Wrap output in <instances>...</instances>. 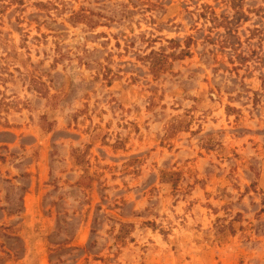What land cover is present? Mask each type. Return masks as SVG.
<instances>
[{
  "label": "rangeland",
  "instance_id": "rangeland-1",
  "mask_svg": "<svg viewBox=\"0 0 264 264\" xmlns=\"http://www.w3.org/2000/svg\"><path fill=\"white\" fill-rule=\"evenodd\" d=\"M0 264H264L263 0H0Z\"/></svg>",
  "mask_w": 264,
  "mask_h": 264
},
{
  "label": "trees",
  "instance_id": "trees-1",
  "mask_svg": "<svg viewBox=\"0 0 264 264\" xmlns=\"http://www.w3.org/2000/svg\"><path fill=\"white\" fill-rule=\"evenodd\" d=\"M11 1V0H10ZM20 2V3H22L23 2V0H12V2ZM263 2H264V0H263ZM212 15H213V13H212ZM214 17H215V14H214ZM81 19L85 22L86 21V24L87 25H89L90 27H92L94 24H92V21L91 20H89V18L86 16V15H82L81 16ZM215 20V19H214ZM96 25V24H95ZM155 57H157L156 56V54H154L153 55V58H155ZM157 60V59H156ZM153 63H154V61H152ZM172 176H175V174H171ZM123 227H126V225H124Z\"/></svg>",
  "mask_w": 264,
  "mask_h": 264
}]
</instances>
